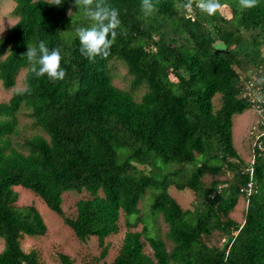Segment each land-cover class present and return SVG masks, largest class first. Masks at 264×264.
<instances>
[{"label":"trees","instance_id":"trees-1","mask_svg":"<svg viewBox=\"0 0 264 264\" xmlns=\"http://www.w3.org/2000/svg\"><path fill=\"white\" fill-rule=\"evenodd\" d=\"M13 1L18 20L0 37L1 86H14L23 69L26 74L24 86L0 103V264H42L37 250H23L21 238L44 236L46 225L33 204H16L15 185L32 190L82 242L99 239L100 256L82 264H103L104 240L119 231L121 213L128 227L142 222V230L125 233L110 264H264V135L255 139L247 163L232 134L233 117L252 107L241 94L249 77L240 70L264 71V0L252 9L221 0L229 16L222 9L209 16L195 5L185 8L188 0H153L147 17L141 0H108L121 24L108 58L95 63L80 52L75 29L90 21L73 0L59 6ZM39 41L61 49L64 80L51 83L32 73L23 55L28 43ZM114 59L126 65L131 90L113 83ZM139 87L145 90L140 101L133 91ZM24 107L43 135L25 137L22 150L11 135ZM160 159L175 167L164 171ZM170 186L194 190L195 207L183 209ZM151 187L156 192L146 217L139 205ZM71 190L89 194L76 202L74 216L62 206ZM240 196L248 204L236 222L228 216ZM158 215L171 247L149 228ZM215 230L224 238L221 246L206 241ZM145 240L152 253L145 252ZM59 257L74 264L66 253Z\"/></svg>","mask_w":264,"mask_h":264},{"label":"rangeland","instance_id":"rangeland-1","mask_svg":"<svg viewBox=\"0 0 264 264\" xmlns=\"http://www.w3.org/2000/svg\"><path fill=\"white\" fill-rule=\"evenodd\" d=\"M15 6L13 0H0V37L6 34L7 29L12 26L18 17L12 14V10ZM75 8L71 11L74 13ZM190 12V10L188 11ZM221 12L229 16L230 11L222 8ZM217 43V42H216ZM221 43H217L219 45ZM264 55V48H263ZM113 83L125 90H131V76L127 72L126 65L120 60H113ZM247 71H241L242 77L248 75L249 78L243 80L246 83L247 80L253 81L255 84L262 86L264 84V71L257 69V67L248 65ZM26 74V69H23L16 75L14 86L4 89L0 83V103L7 102L12 96V92L16 89L22 88L24 86V75ZM171 79L175 80L174 75L171 74ZM263 87V86H262ZM135 99L140 101L142 95L144 94V87H139L138 89H133ZM213 103L215 108L220 106V94H216L213 97ZM17 128L16 132L11 135V139L14 147L23 150V142L25 137H29L35 134L43 133L35 128L32 124V117L29 115V108H22L17 114ZM260 114L256 111L254 107L242 112L237 113L233 117L232 134L235 148L238 150L244 161L247 163H252L253 161V145L255 143L257 133L260 130ZM25 149V148H24ZM160 165L166 171L167 169H173L175 164L171 162H164L161 159ZM142 168V166H139ZM150 168V166H146ZM222 176L220 178H224ZM209 175H205L202 180L209 182ZM14 189L18 192V199L16 204L19 206L33 204L38 211L46 225L47 233L41 237H33L25 235L21 238V246L23 250L30 251L37 250L40 255V261L42 264H61L60 263V253H66L71 258L74 264H82L83 262H91L101 254V247L99 245V239L97 237H92L86 242H82L75 235L74 231L68 227L63 221L62 217L53 212L44 201L38 197L32 190L22 186L15 185ZM156 189L149 188L146 195L144 196L141 204L139 205L140 210L148 216L150 213L151 205L155 197ZM169 192L171 196L181 205L183 209L192 210L195 207V202H197V196L194 190L186 189L179 191L174 186L169 187ZM89 197L86 192L79 193L77 191H66L63 193V210L65 215L74 216L77 213L76 202L80 199ZM247 198L245 196H240L237 205L234 210L228 216L230 219L236 222H242L243 216L247 208ZM152 221V220H151ZM142 222H137L135 227H128L126 223V218L124 213H121L118 218L119 231L117 233H112L105 238V244L109 245L108 253L103 258L100 263L110 264L112 260L118 255L121 248L123 237L128 230L141 231ZM149 228H152L155 233H158L163 237L168 247H171L170 240L166 237V231L168 227L163 221L161 216H157L153 223H150ZM151 230V229H150ZM206 241L210 244H215L216 246H221L224 242L223 236L218 232L214 231L212 235L206 238ZM145 252L152 253V249L148 242L145 240ZM4 240L0 239V252L4 248Z\"/></svg>","mask_w":264,"mask_h":264},{"label":"clouds","instance_id":"clouds-1","mask_svg":"<svg viewBox=\"0 0 264 264\" xmlns=\"http://www.w3.org/2000/svg\"><path fill=\"white\" fill-rule=\"evenodd\" d=\"M46 3L59 6L63 0H46ZM73 3L90 21L89 26L75 29L82 56L92 63L96 62L97 57L107 59L117 39L116 29L121 24L119 10L109 5L108 0H73ZM257 4L258 0H239L242 9H252ZM193 5L209 16L223 8L221 0H188L184 7L190 9ZM140 7L147 17L155 11L156 6L153 0H141ZM72 13L70 9L68 15L72 17ZM23 56L27 57L36 78L46 76L51 83L65 79L66 70L61 67L62 55L59 47L49 50L44 41H39L36 45L28 43Z\"/></svg>","mask_w":264,"mask_h":264},{"label":"built area","instance_id":"built-area-1","mask_svg":"<svg viewBox=\"0 0 264 264\" xmlns=\"http://www.w3.org/2000/svg\"><path fill=\"white\" fill-rule=\"evenodd\" d=\"M241 94L251 102L252 107H254L260 114V130L257 133L258 135L256 136V138H259L264 135V88H262V86L260 85L255 84L251 80H247V82H244L243 84V90ZM258 144L259 147L262 146L261 142Z\"/></svg>","mask_w":264,"mask_h":264},{"label":"water","instance_id":"water-1","mask_svg":"<svg viewBox=\"0 0 264 264\" xmlns=\"http://www.w3.org/2000/svg\"><path fill=\"white\" fill-rule=\"evenodd\" d=\"M218 49L222 50V51H227V49L225 48V46H223L222 44L218 45Z\"/></svg>","mask_w":264,"mask_h":264},{"label":"bare ground","instance_id":"bare-ground-1","mask_svg":"<svg viewBox=\"0 0 264 264\" xmlns=\"http://www.w3.org/2000/svg\"><path fill=\"white\" fill-rule=\"evenodd\" d=\"M263 136V135H262Z\"/></svg>","mask_w":264,"mask_h":264}]
</instances>
